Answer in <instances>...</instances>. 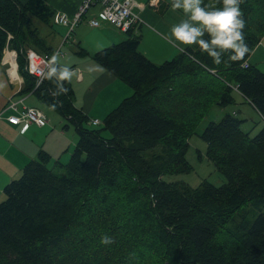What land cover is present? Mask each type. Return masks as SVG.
Returning a JSON list of instances; mask_svg holds the SVG:
<instances>
[{"label":"trees","instance_id":"16d2710c","mask_svg":"<svg viewBox=\"0 0 264 264\" xmlns=\"http://www.w3.org/2000/svg\"><path fill=\"white\" fill-rule=\"evenodd\" d=\"M203 6L220 8L222 0ZM240 8L250 49L242 61L228 53L216 65L198 46L157 66L139 52L132 31L94 52L91 60L132 90L97 130L73 105L69 82L56 98L50 81L36 87L27 72V50L53 54L33 21L51 26L54 11L42 0H0V54L16 52L27 84L21 92L51 110L56 103L53 111L77 136L65 165L50 168L51 157L40 150L4 187L0 264H264V126L250 136L226 113L205 127L206 157L226 179L221 186L203 181L191 189L163 179L190 171L187 137L210 106L226 107L240 95L264 120V73L241 67L264 36V0H244ZM156 149L159 155L143 156ZM247 210L249 218L230 225ZM225 228L238 242L229 252L210 243ZM103 235L115 243L101 244Z\"/></svg>","mask_w":264,"mask_h":264},{"label":"crops","instance_id":"0c3cea01","mask_svg":"<svg viewBox=\"0 0 264 264\" xmlns=\"http://www.w3.org/2000/svg\"><path fill=\"white\" fill-rule=\"evenodd\" d=\"M17 1L25 3L28 0ZM42 1L54 11V17L61 14L71 17L82 2V0ZM151 4L152 2L149 3L150 7ZM147 6L148 4L144 5V9L140 13V18L148 24L149 33H152L158 41L166 45L172 54H175L177 51L180 52L181 49L185 51L187 48L197 50L198 45H181L174 42V39L171 38V28L185 18L182 10H176L180 13L178 17L174 14L170 17L171 20H176L178 23H170L165 20V15L172 11L171 4L169 6L166 5L162 13L157 11L148 13L146 9ZM96 14L97 9L92 8L84 18L89 15V20H92L97 17ZM54 17L51 20V26L57 25L55 24ZM104 24L105 23L100 26ZM144 25L145 23L142 26ZM149 25L166 33L169 40H165ZM107 26L110 25L107 24ZM107 26L104 29L103 27H98V29L94 30L96 33L94 44H92L90 49L85 50L77 47V45L73 52L74 55L79 57L77 58V56H74L76 58L72 59V67L70 68L76 73L71 82H69L74 94L73 105L89 120L96 119L98 121H103L125 98L132 95V90L128 86L105 71L101 66L94 63L90 58V56L99 49L101 50L109 44L121 40L122 37ZM59 29L60 32L61 28L59 27ZM63 29L66 30L65 27H62V30ZM41 39L44 41L45 46L51 48V51H53L52 47L54 46V40L47 44L45 39L42 37ZM255 49L256 46L248 56L247 61L249 65H252L251 60H254V62L256 60L254 57L258 48ZM80 51H87L88 55L85 57L79 56L78 53ZM10 57V54H0V84L4 85L3 88H0V201L4 199L2 193L4 187L11 181L20 177L24 166L36 159L40 150L45 151L51 157V161L48 165L50 168L54 166L56 162L65 165L77 142V139H75L74 145H70L71 140L69 138L71 135H69V127L66 125V129L63 130V123L57 124L56 121L59 122L60 120H56L55 114H53L54 112L43 105L32 92L27 94L21 92L22 87H25V85L27 86V84L24 83L23 77L20 76L18 72L15 77L7 73L8 70H17V66L14 69L12 62L11 64L9 63L8 60H12ZM261 72L264 73L262 70ZM240 98L245 104L249 105L251 109H254L242 96H240ZM10 102H17L18 109H21L23 106L39 109L45 115L47 124L43 127L31 125L25 132H21L20 126L11 125L7 121V117L13 114V111L8 109ZM232 114L234 115L235 113L233 112ZM262 124H264L263 119Z\"/></svg>","mask_w":264,"mask_h":264},{"label":"rangeland","instance_id":"374dc122","mask_svg":"<svg viewBox=\"0 0 264 264\" xmlns=\"http://www.w3.org/2000/svg\"><path fill=\"white\" fill-rule=\"evenodd\" d=\"M151 2L152 4L150 7L149 3ZM139 3L144 5L148 4L146 8L148 13L154 11L162 13L165 10V6L166 5L169 6L172 3V0H139ZM173 14L177 17L180 15L178 11L172 10L170 13L165 15V20H167L170 23H178L176 20L170 19V17H172ZM84 16L82 18V22L74 28V30L70 34V37L68 38H67V29L65 28L66 30L64 29L62 30L63 26L45 25L36 19H34L33 21L34 27L38 29L39 36L45 39L47 44L50 43V41L52 42V40H54V44H53L54 46L52 48L53 51L60 50L61 55H60L59 64L61 66H67L69 68L72 67V59L76 58L74 56H77L73 54L75 47L77 45H78L77 47L79 48L88 50L92 47V44H94L93 42L96 34L94 30L98 29V27L93 28L89 26L87 23L89 20L88 18L89 15H87L85 18ZM144 23L145 25L142 27L140 26L139 28L134 30L133 34L139 36L140 38V44L138 48L139 52H141L142 54L144 53L143 55L146 58H148L150 62L158 66L166 61H170L176 55L183 52L180 50V52L177 51L175 54H172V52L166 45L161 43V41H158V39L152 33H149V28L147 27L148 24L146 22ZM106 26L107 24H104L100 27H103L104 29ZM59 27L61 28L60 32H59L60 30ZM107 27L113 29L114 30L113 32H116V34L122 37L121 40H118L115 43H111L107 47H109L112 44L119 43L123 39H126L127 35L125 33L120 32L119 30H117L112 26H107ZM150 27L154 29L156 32H158L159 35L163 37L165 40H169L168 36H166V33L158 30L157 28H154L153 26ZM262 38L260 45L256 44V49L258 48V51L256 52V55L254 57V59L256 60L255 62L254 60H251L252 66L256 67L259 71L261 70L264 71V36ZM3 54L4 55L7 54L6 49L4 50ZM77 58L79 57L77 56ZM233 100L234 102L226 107L222 108L217 105H212L206 110L202 118L196 122L191 133L187 137L188 145L184 153V159L186 163L189 165L190 171L165 176L163 177L165 181L169 183H183L188 188L191 189H195L199 187L203 181H206L216 187H219L226 182V179L218 172L215 166L211 162H209L206 157L207 144L201 137L205 127L210 122H219L226 113L231 114L233 112L235 113L234 116L237 119L239 120L243 119L241 120L243 122L241 124V128L243 129V131L247 132L250 136L256 135L260 131V129H262V127L264 126V124H262V119L257 114V112L254 109H251L249 105L245 104L240 98V96L234 94ZM53 114H55L56 120L58 121L60 120L59 122L56 121L57 124L63 123L62 125L63 130L66 129L64 128V125H67L69 127L68 128L70 130L69 135H71L69 139L71 140L70 145H72L75 139H77L73 124L67 121L61 115L57 114L56 112H54ZM101 125H102V121H99V125H91L90 123L86 124L87 127L97 130L100 129ZM103 134L106 137H108L107 134L105 133ZM160 153L161 151L156 149L154 151L144 152L143 156L145 158L154 157L159 155ZM54 171L57 173L60 172V170L58 169H54ZM242 216L249 218L251 216L250 210L240 212L230 225L239 222ZM210 243L215 246L216 245L221 246L224 252H229L231 250L238 248V242L233 237L231 231L227 228L223 229L222 232L215 234L212 237Z\"/></svg>","mask_w":264,"mask_h":264},{"label":"clouds","instance_id":"9594fccd","mask_svg":"<svg viewBox=\"0 0 264 264\" xmlns=\"http://www.w3.org/2000/svg\"><path fill=\"white\" fill-rule=\"evenodd\" d=\"M243 2L222 0V7L209 9L203 6V0H172V10H182L185 18L171 28V38L181 45H198L201 52L207 53L216 65L223 63L222 58L228 53H231V61H242L250 51L243 33L246 26L240 8ZM59 60L60 52L54 51L44 73V79L54 85L51 94L56 98L67 94L65 82H71L76 75L69 67L61 66ZM3 87L0 84V88ZM51 107L55 110L57 104L53 103ZM100 242L104 245L115 243L108 235H103Z\"/></svg>","mask_w":264,"mask_h":264},{"label":"built area","instance_id":"2783aa9c","mask_svg":"<svg viewBox=\"0 0 264 264\" xmlns=\"http://www.w3.org/2000/svg\"><path fill=\"white\" fill-rule=\"evenodd\" d=\"M92 8L97 9V17L89 20L87 23L93 28L100 27L101 24L105 23L126 34L129 31L133 32L137 27L144 24L143 20L140 18V13L143 11L144 5L139 3L138 0H82L71 17L64 14L53 16L55 24L67 29L68 38L74 28L82 22L83 16ZM260 43L261 40L257 44L259 45ZM57 51L60 52V50ZM6 53L12 54L10 57L12 61H10V59L8 61L10 64L13 62L16 67V52L6 49ZM51 55H41L34 50H27L26 52V69L35 79L36 87L41 85L44 79L47 61ZM241 67L243 69H248V61H244ZM7 73H9V70ZM8 109H11L13 114L7 117V121L11 125L20 126L21 132H25L31 125L43 127L47 124L45 115L37 108L23 106L21 109H18L17 102H10ZM89 123L91 125H99V121L96 119L89 120L88 124Z\"/></svg>","mask_w":264,"mask_h":264},{"label":"bare ground","instance_id":"6f19581e","mask_svg":"<svg viewBox=\"0 0 264 264\" xmlns=\"http://www.w3.org/2000/svg\"><path fill=\"white\" fill-rule=\"evenodd\" d=\"M7 54L9 55V53H7ZM11 61H12V60H11ZM12 65H13V68L15 69L16 67H15V65H14L13 62H12ZM9 73H10V75H12L13 77H15L16 74H17L16 70H10Z\"/></svg>","mask_w":264,"mask_h":264}]
</instances>
